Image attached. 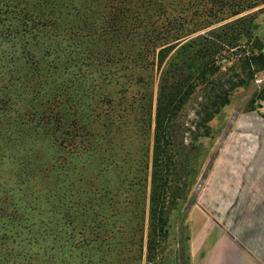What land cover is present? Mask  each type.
I'll use <instances>...</instances> for the list:
<instances>
[{
  "label": "trees",
  "instance_id": "1",
  "mask_svg": "<svg viewBox=\"0 0 264 264\" xmlns=\"http://www.w3.org/2000/svg\"><path fill=\"white\" fill-rule=\"evenodd\" d=\"M253 7L234 4L229 17ZM169 10L154 0H0V251L6 248L2 252L12 259L20 256L12 253L14 245L21 252L49 236L39 232V218L53 204L66 208L68 191L75 195L67 216L71 232L93 210L98 181L88 185L82 175L92 169L98 176L102 145L112 149L113 132L127 126L98 107V80H140L134 71L109 70L123 60L157 68L153 116L147 113L151 144L141 150L133 178L142 195L134 207L148 204L147 261L157 257L168 206L178 198L170 186L181 150L207 137L208 122L228 104L230 92L264 70V50L250 53L247 43L238 44L252 14L207 23L200 34ZM127 44L131 49L124 51ZM223 58L231 62L226 70H233L226 78ZM203 84L189 125L181 118L184 108ZM117 160L110 153L104 162L116 167ZM73 163L81 172L68 182Z\"/></svg>",
  "mask_w": 264,
  "mask_h": 264
},
{
  "label": "rangeland",
  "instance_id": "2",
  "mask_svg": "<svg viewBox=\"0 0 264 264\" xmlns=\"http://www.w3.org/2000/svg\"><path fill=\"white\" fill-rule=\"evenodd\" d=\"M154 1L170 8L167 15L178 16L187 29L201 31L200 34L207 23L216 25L217 20L252 14L242 25L244 33L238 44L247 43L250 53H256L259 47L264 50V0ZM234 4L254 7L229 17ZM124 48L131 49L128 44ZM148 63L138 62L141 65L135 67L133 62L123 60L110 65L109 70L139 73L140 80L135 82L120 80L107 84L98 80V107L111 110L109 116L116 122H127V126L121 132H113L112 149L108 144L102 145L98 176L92 169L82 175L88 185L98 181V200L93 210L83 214L77 229L71 232L67 216L75 195L68 191L66 208L59 210L58 204H53L46 217H38L39 232L49 231V236L40 237L21 252L14 245L12 253H20L19 259L2 252L4 248L0 251V264H232L233 258L240 262L238 258L243 254L264 260L263 70L256 72L246 86L230 92L228 104L208 122L207 137L199 138L193 148L181 150L180 165L170 186L171 196L178 198L168 206L158 255L154 261H147L148 204L144 202L141 210L134 207L142 195L133 178L141 150L151 144L158 74L156 66ZM221 64L224 78L231 76L233 70H226L231 62L223 58ZM104 68V62L98 64V76ZM203 86H197L184 108L181 118L189 125L204 94ZM149 109L152 116L147 115ZM149 121L147 132L145 124ZM187 144L186 139L184 145ZM110 153L118 158L116 167L104 162ZM79 171V165L73 163L68 182ZM147 192L148 188L146 199ZM233 237L250 252L239 244L234 253L230 252L227 242Z\"/></svg>",
  "mask_w": 264,
  "mask_h": 264
},
{
  "label": "crops",
  "instance_id": "3",
  "mask_svg": "<svg viewBox=\"0 0 264 264\" xmlns=\"http://www.w3.org/2000/svg\"><path fill=\"white\" fill-rule=\"evenodd\" d=\"M196 215H199V214L196 212ZM234 240L231 239L230 241L227 242V246H228V249H230V252L234 253V249H236L237 244H239L246 251H248L246 246L241 241H239L236 237L234 238ZM248 252H250V251H248ZM235 256H236V254H235ZM238 259L240 260V262L237 261V258H235V259L233 258L234 261L232 260V264H237V263H239V264H264V260H262L256 256L249 257L247 254L246 255L243 254V256H241V258H238Z\"/></svg>",
  "mask_w": 264,
  "mask_h": 264
}]
</instances>
